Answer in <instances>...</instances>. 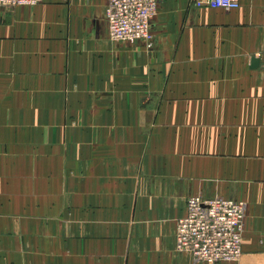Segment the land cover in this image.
Returning <instances> with one entry per match:
<instances>
[{
  "label": "crops",
  "instance_id": "1",
  "mask_svg": "<svg viewBox=\"0 0 264 264\" xmlns=\"http://www.w3.org/2000/svg\"><path fill=\"white\" fill-rule=\"evenodd\" d=\"M162 0L148 41L107 0L0 7V264H206L176 247L192 195L246 204L264 264V0Z\"/></svg>",
  "mask_w": 264,
  "mask_h": 264
},
{
  "label": "built area",
  "instance_id": "2",
  "mask_svg": "<svg viewBox=\"0 0 264 264\" xmlns=\"http://www.w3.org/2000/svg\"><path fill=\"white\" fill-rule=\"evenodd\" d=\"M44 0H0V7L35 6ZM162 0H107L105 20L112 41H148L151 20ZM195 8L236 9L239 0H191ZM264 72V33L259 52ZM246 204L221 196L192 195L186 200L185 214L177 220L176 247L195 261L216 264L234 261L242 253Z\"/></svg>",
  "mask_w": 264,
  "mask_h": 264
},
{
  "label": "water",
  "instance_id": "3",
  "mask_svg": "<svg viewBox=\"0 0 264 264\" xmlns=\"http://www.w3.org/2000/svg\"><path fill=\"white\" fill-rule=\"evenodd\" d=\"M252 63H253V65H257L259 63V59L258 58L253 59L252 60Z\"/></svg>",
  "mask_w": 264,
  "mask_h": 264
}]
</instances>
